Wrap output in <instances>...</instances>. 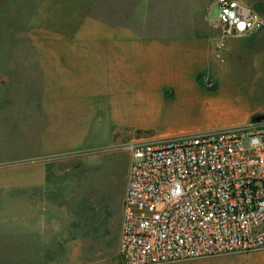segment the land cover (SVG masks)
<instances>
[{"label":"rangeland","instance_id":"374dc122","mask_svg":"<svg viewBox=\"0 0 264 264\" xmlns=\"http://www.w3.org/2000/svg\"><path fill=\"white\" fill-rule=\"evenodd\" d=\"M240 1L264 14V0ZM193 4L165 0L151 24L183 23ZM201 6L199 29L204 11L217 32L215 0ZM82 12L79 0H0V264H120L128 143L242 127L264 112V38L228 45L208 90L169 79L168 97L156 80L172 61L159 48L119 49L94 31L88 45L53 39ZM19 234L44 257L17 260ZM162 264H264V247Z\"/></svg>","mask_w":264,"mask_h":264},{"label":"built area","instance_id":"2783aa9c","mask_svg":"<svg viewBox=\"0 0 264 264\" xmlns=\"http://www.w3.org/2000/svg\"><path fill=\"white\" fill-rule=\"evenodd\" d=\"M216 5L222 31L216 57L225 38L264 31L259 10L240 0ZM255 118L242 127L128 143L120 264L264 247V119Z\"/></svg>","mask_w":264,"mask_h":264},{"label":"crops","instance_id":"0c3cea01","mask_svg":"<svg viewBox=\"0 0 264 264\" xmlns=\"http://www.w3.org/2000/svg\"><path fill=\"white\" fill-rule=\"evenodd\" d=\"M193 1L196 4L188 7V20L183 23L180 22L176 26H170L162 22H159L158 25L151 24L156 16L165 14L163 8L160 7V4L165 0H79V8L84 12H82L83 20H81L78 29L71 31L68 36L65 33L66 30L63 29L57 30V32L52 31L50 35L53 39L54 35L57 37L61 35V41L56 40L60 44L66 41L74 44L78 40H84L83 43L86 42L85 44L88 45L91 44L88 33L94 31L97 37L107 38L106 40H110L112 47L119 49L125 47L159 48L162 58L165 59L162 64L166 65L169 62L168 59H170L172 61L170 65L172 66H169V70H165V75L162 74L163 76H159L156 80H162L160 81L162 86H159L158 90L168 96L170 92L165 90L164 87L168 85L173 88L171 83L174 81L181 83L183 88L192 91H195V89L204 91L208 89L202 88V81L209 79L214 84V78L222 70V63L230 56L228 45L235 46L239 50L240 46L244 44L243 40H247L246 44H253V42H258V40L264 38V31L251 36L225 38L224 49L221 52V57L218 58L216 57V45L222 40L221 28L217 24L218 31L214 32L205 25L207 17L202 10L204 28L199 29L197 17L200 9H203L201 6L202 0ZM74 5L76 6V4ZM38 29L44 30L42 28ZM225 52L226 55H224ZM233 55L236 57L241 56L239 52ZM118 62L120 61L116 60V63ZM194 77L195 80L193 81ZM261 114H264V112L259 113V115ZM250 116L249 114L247 120L249 118L252 120L255 117ZM33 243L31 240L28 244L27 240L22 238V234L16 237L17 260H22L23 254H25L24 251L27 257H36ZM74 251H79L76 255H81L82 251L78 248H74ZM38 255L44 257L42 252Z\"/></svg>","mask_w":264,"mask_h":264},{"label":"water","instance_id":"95a60500","mask_svg":"<svg viewBox=\"0 0 264 264\" xmlns=\"http://www.w3.org/2000/svg\"><path fill=\"white\" fill-rule=\"evenodd\" d=\"M255 119H256V120L264 119V116L261 115V116L256 117Z\"/></svg>","mask_w":264,"mask_h":264},{"label":"trees","instance_id":"16d2710c","mask_svg":"<svg viewBox=\"0 0 264 264\" xmlns=\"http://www.w3.org/2000/svg\"><path fill=\"white\" fill-rule=\"evenodd\" d=\"M261 115H263V114H261ZM255 117H256V116H255ZM255 117H254V118H255Z\"/></svg>","mask_w":264,"mask_h":264}]
</instances>
